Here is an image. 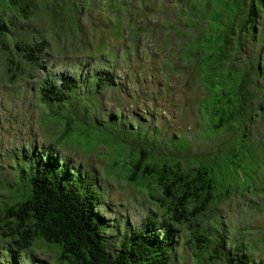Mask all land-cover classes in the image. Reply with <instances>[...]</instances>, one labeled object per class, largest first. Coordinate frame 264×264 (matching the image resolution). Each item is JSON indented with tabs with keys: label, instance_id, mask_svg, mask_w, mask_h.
Masks as SVG:
<instances>
[{
	"label": "rangeland",
	"instance_id": "1",
	"mask_svg": "<svg viewBox=\"0 0 264 264\" xmlns=\"http://www.w3.org/2000/svg\"><path fill=\"white\" fill-rule=\"evenodd\" d=\"M10 1L0 0V23L4 26L0 24V34L4 36L0 39V167L5 170L0 171V220H3L8 204H14L30 194L25 191L24 181L25 178L30 180L28 170L31 172L33 166H39L31 149L37 150L38 157L43 154L45 157L59 155L62 164L69 161L75 171L73 176L68 174L70 179L79 184L84 193L92 190L100 192L111 206V212L120 216L123 227L129 222L133 226L139 225L150 209L157 210L160 219L164 218L163 209L148 200L147 195L129 179L127 172L136 163L137 143L151 159L153 150L149 145L155 144L159 138L155 119L159 118L168 134L174 130H196L198 134L201 131L186 109L201 90L198 76L202 75L203 51L197 46L184 49L182 46V60L176 63L170 58V53L172 46L182 44L185 39L194 40L202 33L192 21L197 5L213 13L220 0H33L35 12L31 15L41 23L35 24L37 29L43 25L41 32H31L25 28V24L18 28L25 12L13 8ZM247 10L244 7L242 13L246 14ZM76 17L87 21L81 26L84 31H74L77 27ZM141 18L145 20L141 22ZM236 19L237 16L233 17L228 32L235 27ZM147 22H151L150 30L143 26ZM172 29L184 37L182 43H174L178 39L171 34ZM66 34L68 36L65 38ZM48 38L55 54L64 44L70 45L73 39L91 42V47L80 46L75 52L63 53L50 62V74L62 69L74 73L81 67L80 59H92L91 74L87 68L84 72L89 73L87 90L82 91L80 84L79 90L66 104L42 97L38 90L39 81L31 79L32 75L25 73V79L9 80L13 75L12 65L28 67L24 51L17 47V43ZM138 45L158 46L164 58L155 60V56L149 54L141 57L140 52L134 53ZM131 55L134 60L128 64ZM214 62L215 59H212L210 65L213 66ZM98 64L104 66L100 69L104 71L103 76L107 81L106 90L97 89L99 75H94V69ZM174 65L181 69L192 66L198 76L187 71H176L168 82H154L153 93L158 100L156 107L164 111L153 113L144 105L143 99H147L151 105H154L155 99L147 96L136 80H141L144 68L154 66L156 71H167ZM41 78L43 83L46 78L43 75ZM57 81L61 82L58 78ZM127 83L134 88L128 90L125 87ZM263 94L264 89L256 92L255 107L258 112ZM142 105L144 107L137 112L138 106ZM258 112L249 124L245 125L242 117H238L234 124L218 131L219 134L205 129V144L198 137L193 143L186 142V149L178 152L179 156L191 160L188 164L198 166L201 162L195 161L208 151L212 142L216 145L227 143L238 150V139L245 137L244 130L247 129L249 133L247 142L242 144L241 153L246 157L243 156L241 169L231 161V154L220 156L215 151L211 160H204L209 162L208 166L216 177L219 197L222 191L228 189L230 195L210 206L208 214L217 217L201 219L198 216L191 223L180 226L174 247L177 252L180 251L177 264H225L217 258L221 254L216 245L227 247L229 252L233 250L239 244L232 243L238 227L247 235L240 242L246 243V250L255 255L253 262L262 261L264 264V122L261 120L264 112ZM27 117L35 123L25 122ZM180 138L186 140L185 136ZM19 147L21 150L14 162L11 154ZM179 160L183 161L182 158ZM153 161L160 164L175 162L172 158H153ZM13 164L18 169L17 174L7 170ZM41 164H45V161H41ZM25 167L28 169L26 172ZM224 172L235 177L240 186L248 190L233 193L230 180L221 184ZM25 182L27 188L36 185L31 180ZM204 185L208 188L205 193L212 195L208 178L204 179ZM56 193L57 189H54L53 194ZM102 211L110 216L107 208H102ZM217 226L225 230L232 244L213 239ZM205 227L208 229L207 237L212 239L204 236L195 238V233L199 230L204 232ZM114 231L108 228L103 230L106 235L104 241L113 255L124 238L114 237ZM34 242L35 248L32 249L40 247L37 249L40 259L51 264L59 263L55 259L54 247L47 246L39 239ZM8 256L9 252L5 253L0 247V259H7Z\"/></svg>",
	"mask_w": 264,
	"mask_h": 264
},
{
	"label": "trees",
	"instance_id": "2",
	"mask_svg": "<svg viewBox=\"0 0 264 264\" xmlns=\"http://www.w3.org/2000/svg\"><path fill=\"white\" fill-rule=\"evenodd\" d=\"M10 3L18 11L20 9L25 12L22 14L23 21L18 28L25 24V28L31 32L44 30L43 25L40 29L35 27L36 23H41L31 15L35 12L33 0H11ZM263 4L264 0H220L213 13L212 10L209 11L201 5H197L192 21L202 33L194 40L185 39L182 44L175 45L173 54H170V58L176 63L178 60H182L180 55L182 46L183 49L197 46L203 51L201 59L204 61L200 72L202 73L201 77L197 75L192 66L185 69L176 65L172 66L174 71L194 73L201 79L200 93L186 109L191 118L197 121L201 131L198 134L196 130L191 132L174 130L168 134L165 125L159 121V118L155 119L154 123L159 130V138L155 144L149 145L153 150L151 159L148 158L149 154L142 150L137 143L139 150L136 163L127 172L129 179L134 181L137 187L147 195L148 200L163 209L164 218L160 219L157 210L150 209L141 219L139 225L133 226L129 222L123 227L120 216L111 212V206L100 192L92 190L89 193H84L77 183L73 187L66 186L65 183L71 180L68 174L75 175L74 168L69 161L63 162L65 165L63 166L58 158L59 155L45 157L43 154L42 157H38L37 150L31 149L32 155L35 156L39 164L36 167L37 176L45 182L31 176L30 180L36 184L35 189L44 192L40 197H37L34 192L30 193L26 198L7 205L3 220H0V247L5 253L9 252V256L7 259H0V264H51L37 256V249L40 247L32 249L35 248L34 241L36 239L56 249L55 259L59 262L58 264H177L180 259V251L177 252L174 247L180 226L191 223L201 213H208L219 200L230 195V189H228L222 191V195L219 197L216 177L208 166L209 162L206 161L211 160L215 151L220 156L231 154V161L241 169L243 156L246 157L241 153L242 144L247 142L249 133L247 129L244 130L245 137L238 139V150L227 143L216 145L215 142H212L208 151L197 161L201 162L198 166L188 164L191 160L179 156L178 152L181 149H186V142L193 143L198 137L201 138V143L205 144V129H211L214 133L219 134L218 131L234 124L238 117H242L245 125L249 124L250 119H253L258 112L255 107L256 92L264 89ZM244 7L248 8L246 14L242 13ZM235 16H237L235 27L231 32H228ZM75 20L77 27L74 31L76 33L79 30L84 31L81 26L87 21L84 22L77 17ZM139 20L142 22L145 18ZM143 26L148 30L152 28L151 22H147ZM5 27L7 29L6 25ZM67 36L66 34L64 37ZM179 36L182 42L184 37L180 34ZM3 38L4 36L0 34V39ZM85 45L91 47V42L73 39L70 45L64 44L61 49H57L58 52L55 54L50 48L49 38L17 43V47L24 51L28 67L12 65L13 75L9 80L25 79V73L32 75L30 78L39 76L38 81L41 88L38 89L39 94L47 100L66 104L79 90L80 84L83 86L82 91L87 90L92 59H80L81 67L74 73L62 69L50 74L48 72V69L52 67L50 62L52 58L61 57L63 53H73L80 46ZM136 52H140L141 57L149 54L150 56L154 55L155 60L164 58L162 50L158 46L138 45L134 53ZM132 55L128 58L131 60L128 64H132L131 62L134 60ZM212 59H215L213 66L210 65ZM103 67V64H98L94 69V75H99L97 80V89L99 90H106L107 81L103 76L104 71L100 69ZM86 68L89 73L84 74ZM127 74L132 75L130 71H127ZM41 75L46 78L43 83ZM171 75L168 70L156 71L152 66L144 68L141 80H136L142 91L155 99L154 105H151L147 99H143L144 105L149 107L153 113L164 111V109L158 110L156 107L158 100L153 93V84L154 82H168ZM57 78L61 82H58ZM125 87L128 90L134 88L131 83H127ZM143 107V105L138 106L137 112ZM259 108L258 113L262 114L264 112V94ZM261 120L264 122V118ZM26 121L30 124L35 123L29 117L26 118ZM181 136H185L186 140L181 139ZM50 146L52 147V143ZM20 150L19 147L11 154L14 162ZM153 158H172L175 162L169 164L165 161L160 164L154 162ZM180 158L183 159L182 162L179 160ZM41 161H45V164H41ZM24 170L26 172L28 169L25 167ZM0 171L4 172L5 170L0 167ZM13 172L18 173L16 166H14ZM53 176H59L61 182H54L52 179L45 180V178ZM205 178L211 182L209 190L212 195L205 193V190L208 189L204 185ZM26 180L30 181L25 178ZM25 181V191L28 193L30 188H27ZM228 181L234 187L233 193L248 190L241 187L235 177L224 172L221 184ZM54 189H57L56 194H53ZM102 208H107L111 217L102 211ZM123 215L126 216V213ZM112 217H114L113 220ZM155 217H159V220L156 221ZM104 228L114 229V237H124L114 255L108 250L104 241L106 238V235L103 234ZM242 230L241 227H238V233L234 235L232 243L239 244L235 245L230 252L227 247L216 245L221 254L217 258L225 264H263L262 261L260 263L253 262L255 255L246 250V243L240 242L243 236L245 238L247 236L242 233ZM207 232L208 229L205 227L204 232L199 230L194 236L195 238L204 236L212 239L207 237ZM216 232V237L213 239L226 240L228 244H232L229 243L225 230L221 226L216 227Z\"/></svg>",
	"mask_w": 264,
	"mask_h": 264
},
{
	"label": "bare ground",
	"instance_id": "3",
	"mask_svg": "<svg viewBox=\"0 0 264 264\" xmlns=\"http://www.w3.org/2000/svg\"><path fill=\"white\" fill-rule=\"evenodd\" d=\"M141 32H142V30H141ZM171 34H174V35H176V37H177V39H178V41L177 42H174V43H182L181 42V37L179 36V34L178 33H175L174 32V30L172 29V32H171ZM173 46H172V48H171V55L173 54ZM168 72H169V74H173V73H175L176 71H174L172 68H170V69H168ZM178 72H182V71H178ZM31 79H35V80H39L40 79V77L39 76H36V78H31ZM11 168H9V169H7L8 171H13L14 170V166L13 165H11L10 166ZM33 170H31V172H29L30 170H28V175H30L31 177H33V178H35V179H39V176H37V168L36 167H33L32 168ZM56 175V174H55ZM58 177V178H57ZM57 177H49V178H45V180H49V179H52L54 182H61V180H60V177L59 176H57ZM63 183V182H62ZM66 184V186H69V187H73L74 185H75V183L72 181V180H70L69 182H67V183H65ZM198 216H200L201 217V219H205V218H211V217H217V215H209L208 213H206V212H204V213H201V214H199ZM199 217V218H200ZM155 220L157 221V220H159V217H155ZM162 221V220H161Z\"/></svg>",
	"mask_w": 264,
	"mask_h": 264
},
{
	"label": "water",
	"instance_id": "4",
	"mask_svg": "<svg viewBox=\"0 0 264 264\" xmlns=\"http://www.w3.org/2000/svg\"><path fill=\"white\" fill-rule=\"evenodd\" d=\"M34 167V166H33ZM32 167V168H33ZM33 170V169H32ZM36 180H39V181H42V182H45L44 180H41V179H36ZM37 196V197H40L42 196L43 194V190H40V189H35L34 187L30 188V193H33Z\"/></svg>",
	"mask_w": 264,
	"mask_h": 264
},
{
	"label": "crops",
	"instance_id": "5",
	"mask_svg": "<svg viewBox=\"0 0 264 264\" xmlns=\"http://www.w3.org/2000/svg\"><path fill=\"white\" fill-rule=\"evenodd\" d=\"M195 161V160H194ZM195 162H197V161H195Z\"/></svg>",
	"mask_w": 264,
	"mask_h": 264
}]
</instances>
